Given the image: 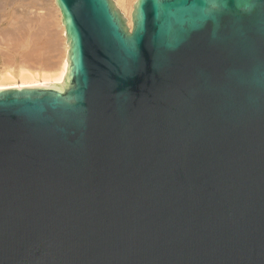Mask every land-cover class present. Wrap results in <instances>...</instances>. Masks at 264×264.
<instances>
[{
    "label": "water",
    "instance_id": "1",
    "mask_svg": "<svg viewBox=\"0 0 264 264\" xmlns=\"http://www.w3.org/2000/svg\"><path fill=\"white\" fill-rule=\"evenodd\" d=\"M66 83L0 88V264H264V0H56Z\"/></svg>",
    "mask_w": 264,
    "mask_h": 264
},
{
    "label": "bare ground",
    "instance_id": "2",
    "mask_svg": "<svg viewBox=\"0 0 264 264\" xmlns=\"http://www.w3.org/2000/svg\"><path fill=\"white\" fill-rule=\"evenodd\" d=\"M37 1L0 0V28L7 38L3 47L6 51L1 50L0 58L2 89L65 86L69 45L61 12L56 0H42L39 5L43 12L32 17L30 10L38 5ZM113 2L132 29L137 0ZM3 33L0 30V36Z\"/></svg>",
    "mask_w": 264,
    "mask_h": 264
},
{
    "label": "rangeland",
    "instance_id": "3",
    "mask_svg": "<svg viewBox=\"0 0 264 264\" xmlns=\"http://www.w3.org/2000/svg\"><path fill=\"white\" fill-rule=\"evenodd\" d=\"M36 1H37V0H36ZM37 2H38V5L35 6V7H32L31 10H30L32 14L34 13V14L32 15V17H34L36 14H37L36 16L39 17V16L41 15V13L43 12L42 9L40 8V5H39V4L42 3V0H39V1H37ZM36 7H37V8H36ZM35 8H36V9H35ZM33 9H34V10H33ZM37 9H38V10H37ZM39 9H40L41 11H40ZM32 11H33V12H32ZM36 12H37V13H36ZM38 12H39V13H38ZM36 27H37V26H36ZM0 30H1L2 33H3V28H0ZM35 30H37V28L34 29V31H35ZM5 35H6V34L3 33V34H1L2 37L0 36V46H1V48H0V58H1V52H2L1 50L6 51L5 49H3V47H5V46H6V43H7V41H6L7 38H6ZM5 41H6V42H5ZM0 61H1V59H0Z\"/></svg>",
    "mask_w": 264,
    "mask_h": 264
}]
</instances>
